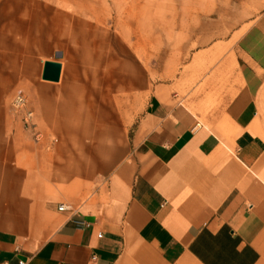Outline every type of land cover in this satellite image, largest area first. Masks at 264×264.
I'll use <instances>...</instances> for the list:
<instances>
[{
  "label": "crops",
  "instance_id": "crops-1",
  "mask_svg": "<svg viewBox=\"0 0 264 264\" xmlns=\"http://www.w3.org/2000/svg\"><path fill=\"white\" fill-rule=\"evenodd\" d=\"M179 1L0 0V264H264V0Z\"/></svg>",
  "mask_w": 264,
  "mask_h": 264
},
{
  "label": "rangeland",
  "instance_id": "rangeland-1",
  "mask_svg": "<svg viewBox=\"0 0 264 264\" xmlns=\"http://www.w3.org/2000/svg\"><path fill=\"white\" fill-rule=\"evenodd\" d=\"M71 2L87 4L94 17L107 21L115 29L119 28L131 33L139 21V14L143 11V4L147 0H68ZM161 3L179 4V0H156ZM87 8V7H86ZM141 10V11H140Z\"/></svg>",
  "mask_w": 264,
  "mask_h": 264
},
{
  "label": "built area",
  "instance_id": "built-area-1",
  "mask_svg": "<svg viewBox=\"0 0 264 264\" xmlns=\"http://www.w3.org/2000/svg\"><path fill=\"white\" fill-rule=\"evenodd\" d=\"M12 107L15 109V110H20V109H24L25 106H26V97L21 93V92H17L13 98H12ZM33 117V112L31 110H26L25 113H24V117H23V122H24V125L25 127L27 126H31V119ZM63 205H60L59 206V209H63Z\"/></svg>",
  "mask_w": 264,
  "mask_h": 264
},
{
  "label": "water",
  "instance_id": "water-1",
  "mask_svg": "<svg viewBox=\"0 0 264 264\" xmlns=\"http://www.w3.org/2000/svg\"><path fill=\"white\" fill-rule=\"evenodd\" d=\"M60 72V64L58 62H44L42 78L51 81H57Z\"/></svg>",
  "mask_w": 264,
  "mask_h": 264
}]
</instances>
